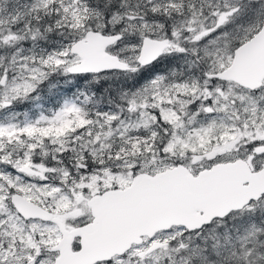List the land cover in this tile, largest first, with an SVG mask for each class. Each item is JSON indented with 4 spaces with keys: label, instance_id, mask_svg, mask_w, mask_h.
Returning a JSON list of instances; mask_svg holds the SVG:
<instances>
[{
    "label": "snow or ice",
    "instance_id": "6c2138e0",
    "mask_svg": "<svg viewBox=\"0 0 264 264\" xmlns=\"http://www.w3.org/2000/svg\"><path fill=\"white\" fill-rule=\"evenodd\" d=\"M0 264H264V0H0Z\"/></svg>",
    "mask_w": 264,
    "mask_h": 264
}]
</instances>
